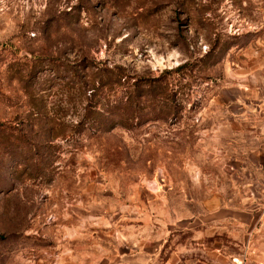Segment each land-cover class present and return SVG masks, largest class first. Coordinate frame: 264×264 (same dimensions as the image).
Masks as SVG:
<instances>
[{"label":"rangeland","instance_id":"1","mask_svg":"<svg viewBox=\"0 0 264 264\" xmlns=\"http://www.w3.org/2000/svg\"><path fill=\"white\" fill-rule=\"evenodd\" d=\"M0 264H264V0H0Z\"/></svg>","mask_w":264,"mask_h":264},{"label":"crops","instance_id":"2","mask_svg":"<svg viewBox=\"0 0 264 264\" xmlns=\"http://www.w3.org/2000/svg\"><path fill=\"white\" fill-rule=\"evenodd\" d=\"M132 238H133V240H132L133 248H132L131 253H133V257L135 258V256H136V234H133Z\"/></svg>","mask_w":264,"mask_h":264}]
</instances>
